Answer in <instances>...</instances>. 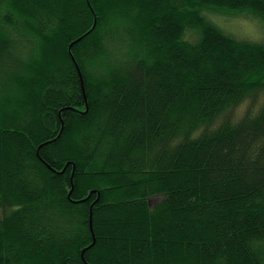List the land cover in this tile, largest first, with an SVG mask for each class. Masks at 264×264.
I'll list each match as a JSON object with an SVG mask.
<instances>
[{
    "label": "trees",
    "instance_id": "trees-1",
    "mask_svg": "<svg viewBox=\"0 0 264 264\" xmlns=\"http://www.w3.org/2000/svg\"><path fill=\"white\" fill-rule=\"evenodd\" d=\"M0 264H264V0H0Z\"/></svg>",
    "mask_w": 264,
    "mask_h": 264
},
{
    "label": "rangeland",
    "instance_id": "rangeland-1",
    "mask_svg": "<svg viewBox=\"0 0 264 264\" xmlns=\"http://www.w3.org/2000/svg\"><path fill=\"white\" fill-rule=\"evenodd\" d=\"M215 19H223V18H216V17H215ZM247 22H248V21H246V19H244V18H239V19H237V20L234 19V20L230 23V26H231L232 28H236V29H238L239 26H243V25H245ZM248 26H251V25H248ZM246 31L250 32V30H246ZM252 37H253L254 39L257 40V38H258V34H255V35H253ZM159 199H160V196H154V197H152V199H151L152 204L156 203Z\"/></svg>",
    "mask_w": 264,
    "mask_h": 264
}]
</instances>
